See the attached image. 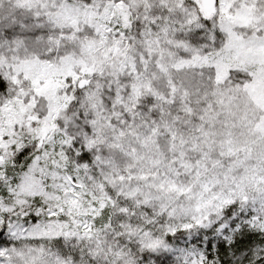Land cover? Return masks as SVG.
<instances>
[{
	"label": "snow or ice",
	"instance_id": "6c2138e0",
	"mask_svg": "<svg viewBox=\"0 0 264 264\" xmlns=\"http://www.w3.org/2000/svg\"><path fill=\"white\" fill-rule=\"evenodd\" d=\"M0 264H264V0H0Z\"/></svg>",
	"mask_w": 264,
	"mask_h": 264
}]
</instances>
